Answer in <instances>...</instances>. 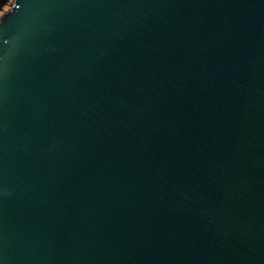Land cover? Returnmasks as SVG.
Wrapping results in <instances>:
<instances>
[{
  "label": "water",
  "instance_id": "obj_1",
  "mask_svg": "<svg viewBox=\"0 0 264 264\" xmlns=\"http://www.w3.org/2000/svg\"><path fill=\"white\" fill-rule=\"evenodd\" d=\"M0 264H264V0H10Z\"/></svg>",
  "mask_w": 264,
  "mask_h": 264
},
{
  "label": "trees",
  "instance_id": "obj_2",
  "mask_svg": "<svg viewBox=\"0 0 264 264\" xmlns=\"http://www.w3.org/2000/svg\"><path fill=\"white\" fill-rule=\"evenodd\" d=\"M10 0H0V12L4 11L9 6Z\"/></svg>",
  "mask_w": 264,
  "mask_h": 264
},
{
  "label": "rangeland",
  "instance_id": "obj_3",
  "mask_svg": "<svg viewBox=\"0 0 264 264\" xmlns=\"http://www.w3.org/2000/svg\"><path fill=\"white\" fill-rule=\"evenodd\" d=\"M0 14H1V12H0Z\"/></svg>",
  "mask_w": 264,
  "mask_h": 264
}]
</instances>
